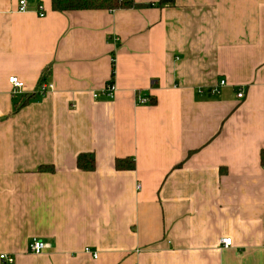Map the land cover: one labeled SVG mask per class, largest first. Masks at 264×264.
Returning <instances> with one entry per match:
<instances>
[{
    "label": "crops",
    "instance_id": "0c3cea01",
    "mask_svg": "<svg viewBox=\"0 0 264 264\" xmlns=\"http://www.w3.org/2000/svg\"><path fill=\"white\" fill-rule=\"evenodd\" d=\"M159 1L0 0V253L13 264H264V0L144 6Z\"/></svg>",
    "mask_w": 264,
    "mask_h": 264
},
{
    "label": "trees",
    "instance_id": "16d2710c",
    "mask_svg": "<svg viewBox=\"0 0 264 264\" xmlns=\"http://www.w3.org/2000/svg\"><path fill=\"white\" fill-rule=\"evenodd\" d=\"M52 9L56 11L80 10V9H117L141 7L133 0H51ZM174 4V0H160L158 3H150L144 6H164ZM113 74V73H112ZM154 100L151 99V104ZM130 160V161H129ZM261 163L264 165V149L261 151ZM77 168L83 171H93L95 169V155L93 152H82L77 155ZM115 166L118 169H133L134 161L128 158H116ZM55 169L52 165H40L39 171L53 172Z\"/></svg>",
    "mask_w": 264,
    "mask_h": 264
},
{
    "label": "built area",
    "instance_id": "2783aa9c",
    "mask_svg": "<svg viewBox=\"0 0 264 264\" xmlns=\"http://www.w3.org/2000/svg\"><path fill=\"white\" fill-rule=\"evenodd\" d=\"M26 9H27V0H19V11L23 12V11H26ZM38 14L40 17L45 16V11H44V8L42 5L38 6ZM8 81L12 85V92L14 94L21 93L23 91V89L25 88L24 81H22L16 75L10 76ZM225 84H226V81L221 80L219 85L223 86ZM53 88H54V86L52 83L41 82L39 84V87H38V93L45 94V93L53 90ZM115 91H116V85H115L113 79H111L105 87V94H107V96H109V97H113ZM214 92H216V90ZM237 96L239 98H242L244 96V91L239 90L237 92ZM150 102H151L150 97L140 96L139 94L137 95V98L135 100V103L137 105L148 104ZM220 242L224 248H230L233 246V239L231 237H223V238H221ZM45 248H46L45 242L42 239L37 238V237H33L29 243V249H30L31 253H34V254H39V253L43 252L45 250ZM85 250L87 252H90L89 248H86ZM97 256H98L97 253H94V257H97ZM0 261L7 262L9 264H13L15 262V258L10 256L9 254L2 252V253H0Z\"/></svg>",
    "mask_w": 264,
    "mask_h": 264
},
{
    "label": "rangeland",
    "instance_id": "374dc122",
    "mask_svg": "<svg viewBox=\"0 0 264 264\" xmlns=\"http://www.w3.org/2000/svg\"><path fill=\"white\" fill-rule=\"evenodd\" d=\"M1 262V261H0Z\"/></svg>",
    "mask_w": 264,
    "mask_h": 264
}]
</instances>
